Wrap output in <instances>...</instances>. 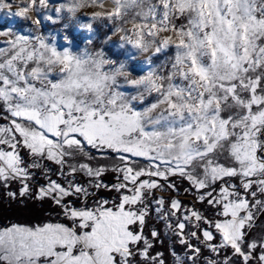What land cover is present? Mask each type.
Instances as JSON below:
<instances>
[{
	"label": "snow or ice",
	"instance_id": "obj_1",
	"mask_svg": "<svg viewBox=\"0 0 264 264\" xmlns=\"http://www.w3.org/2000/svg\"><path fill=\"white\" fill-rule=\"evenodd\" d=\"M85 7L102 11L80 23ZM48 8L0 0V187L17 183L9 198L48 200L67 223L0 227V264H166L151 251L160 233L145 234L153 212L185 249H169L174 264H197L202 248L231 252L206 264H264V237L249 239L264 213V0H64L54 9L89 32L93 21L115 23L116 59L79 50L71 33L61 46L40 34ZM108 153L118 163L93 166ZM109 171L115 182L105 183ZM177 178L212 218L179 198ZM101 190L117 195L89 206Z\"/></svg>",
	"mask_w": 264,
	"mask_h": 264
},
{
	"label": "rangeland",
	"instance_id": "obj_2",
	"mask_svg": "<svg viewBox=\"0 0 264 264\" xmlns=\"http://www.w3.org/2000/svg\"><path fill=\"white\" fill-rule=\"evenodd\" d=\"M64 0H49V8L48 9H42L41 14H40V19L42 21L41 25L39 26L40 28V34L48 37L50 40L52 38H55V42L57 43L58 46H61L63 42V37L68 36L70 33L72 34L69 38H75V44L76 47L79 50H89V51H96L100 49L105 50L106 56L112 59H116L115 53L122 51V49L117 48V45L120 43L119 37L122 35V33H116L115 35L113 34L114 28L116 27V24L113 22H109L107 20H97L93 21V29L95 30L94 32H89L87 29L81 28L79 23H70L67 14L66 13H61L57 14L54 9L58 7L61 3H63ZM18 6L13 5V11L16 10ZM93 11H102L101 9L98 8H90V7H85L80 9L76 13V17L79 20L80 23H87L89 22V17L90 14ZM0 15H3V13H0ZM31 17L33 20L37 19V15L35 13H30ZM52 16L53 20H48L47 17ZM60 18H57V17ZM65 25H68V27H65ZM2 26V25H0ZM16 28H18L20 31L27 32L29 29H33L34 27L29 21H20L15 25ZM107 37H111V39H107ZM172 54V50H169L168 55ZM122 58V57H121ZM166 59L165 55H160L158 57L153 58V63L158 64L164 62ZM136 60L138 62H144L145 61V56H137ZM145 67H147L146 64H144ZM0 123H5V121L0 120ZM25 159L27 160V154L24 153ZM113 154L111 153L108 155L109 159H106L103 164H111V163H118V161H114L112 159ZM145 161L140 159L138 160L139 166L143 167L145 165ZM96 164L93 163V166ZM82 175V174H81ZM116 175V173H115ZM112 182H115V178ZM34 183V182H33ZM176 183L178 188L180 189L179 192V198L184 201V203L188 206L194 205L196 208L200 209L198 206V203L193 200V197L191 195H187L184 193L183 189L188 188L189 185L186 181H181L178 178L176 179ZM39 186V185H38ZM100 193V192H99ZM97 195L90 199L88 201V205L92 206V200L93 199H99L100 197H103L105 199H113L116 197L115 192H111V194L107 195ZM157 196L163 195L165 197L168 196H174L176 195L175 193L171 192H166V191H157L155 193ZM77 206H80V202L76 201ZM154 207V206H153ZM214 214V213H213ZM212 214V215H213ZM63 219L65 220L64 216L61 214ZM149 218H153L154 220L158 221L161 225V230L163 235L165 236V239L169 242V247L174 248V250L177 252L178 255L184 256L185 255V249L182 245L176 241L175 237L171 235V233H167V230L165 228V223L159 219H157L156 214L153 212ZM58 222V221H57ZM59 223H67L65 220L64 222H59ZM15 224V223H14ZM10 225V224H8ZM7 226L5 224H0V227ZM149 239H151L149 237ZM219 240V237H217ZM217 240V242H218ZM195 243V241H193ZM208 250V249H207ZM209 251V250H208ZM228 255L231 254L230 250H228ZM210 255L205 259V264L207 259H214L220 262H223L224 260V255L225 253H221V255H216L214 253H211L209 251ZM236 258H234L235 260ZM171 263L174 264V260L171 256Z\"/></svg>",
	"mask_w": 264,
	"mask_h": 264
},
{
	"label": "trees",
	"instance_id": "obj_3",
	"mask_svg": "<svg viewBox=\"0 0 264 264\" xmlns=\"http://www.w3.org/2000/svg\"><path fill=\"white\" fill-rule=\"evenodd\" d=\"M3 121V120H2ZM6 122V121H5ZM111 153H108L110 155ZM93 155L99 157V154L93 152ZM106 159L97 158L92 163L94 164H103ZM53 170H55V165H50ZM115 173L109 171L104 174L103 180L105 183H110L115 178ZM54 179H57L55 175H53ZM87 177L83 175L78 176V180L81 183L87 181ZM36 181L43 183L42 178L37 175ZM34 181V185L38 187L39 184ZM19 185L17 183H12L9 185L7 189L0 187V224H25V225H39L43 223L53 222H64L65 220L61 216L60 210L52 204L50 201L45 200L43 202L32 199V198H20L17 196L16 199H11L7 195L9 191L18 192ZM111 194V192L101 190L99 195H107ZM198 206L202 212L209 218L214 216L213 210L208 207L206 204L198 203ZM213 214V215H212ZM155 228L160 233V240L163 243L154 242L153 249L151 250L153 254L155 252H163L164 258L166 260V264L171 263V255L169 252V242L165 239V236L162 233L161 225L158 221L153 218L147 219V226L145 229V234L151 238L150 232ZM264 237V213H258L256 216V221L254 227L250 230L249 239H258ZM218 240V239H217ZM228 250H224L225 254H228ZM203 255L198 259L197 264H205V259L210 255L209 251L206 248H202ZM221 255V254H220ZM235 261V260H234Z\"/></svg>",
	"mask_w": 264,
	"mask_h": 264
}]
</instances>
